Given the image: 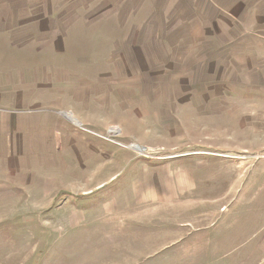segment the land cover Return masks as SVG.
I'll list each match as a JSON object with an SVG mask.
<instances>
[{"label":"rangeland","instance_id":"obj_1","mask_svg":"<svg viewBox=\"0 0 264 264\" xmlns=\"http://www.w3.org/2000/svg\"><path fill=\"white\" fill-rule=\"evenodd\" d=\"M0 264H264V0H0Z\"/></svg>","mask_w":264,"mask_h":264},{"label":"water","instance_id":"obj_2","mask_svg":"<svg viewBox=\"0 0 264 264\" xmlns=\"http://www.w3.org/2000/svg\"><path fill=\"white\" fill-rule=\"evenodd\" d=\"M64 116L69 119V120H73L74 122H76L77 124H80L79 121L76 119V118H73L71 115H68L67 113H64ZM135 148L137 149H141L140 147L138 146H135Z\"/></svg>","mask_w":264,"mask_h":264},{"label":"bare ground","instance_id":"obj_3","mask_svg":"<svg viewBox=\"0 0 264 264\" xmlns=\"http://www.w3.org/2000/svg\"><path fill=\"white\" fill-rule=\"evenodd\" d=\"M139 147V146H138ZM141 148V147H140Z\"/></svg>","mask_w":264,"mask_h":264}]
</instances>
